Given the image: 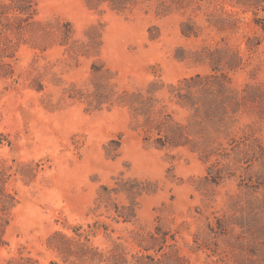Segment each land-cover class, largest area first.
Segmentation results:
<instances>
[{"label":"rangeland","instance_id":"374dc122","mask_svg":"<svg viewBox=\"0 0 264 264\" xmlns=\"http://www.w3.org/2000/svg\"><path fill=\"white\" fill-rule=\"evenodd\" d=\"M240 1L173 0L162 14L155 0L126 10L34 0L22 22L0 0V264H105L92 252L117 243L139 252L135 232L157 225L191 264H264V91L207 157L146 141L118 99L157 82L167 111L184 119L169 86L211 72L194 56L204 46L239 50L232 87L264 88V0ZM184 22L198 35H184ZM211 165L219 183L207 178ZM121 173L150 189L131 222L97 209L102 186Z\"/></svg>","mask_w":264,"mask_h":264},{"label":"trees","instance_id":"16d2710c","mask_svg":"<svg viewBox=\"0 0 264 264\" xmlns=\"http://www.w3.org/2000/svg\"><path fill=\"white\" fill-rule=\"evenodd\" d=\"M88 1L93 5L108 2L113 9L126 10L130 5L154 0ZM155 1L158 13L163 14V12L174 9L173 0ZM189 2L193 3L195 0H189ZM238 2L241 1L238 0ZM34 5V0H11L10 3H4L1 7L2 10H7L3 11V14L14 11L15 20L24 22L34 14ZM190 26L188 22L183 23V34L198 35ZM194 56L200 62H208L211 72L197 73L169 86L168 100L170 103L189 111V115L187 114L184 119L175 118V113L179 114L181 111L178 108L173 109L172 112L167 111L168 104L165 103V99L157 95L164 85L157 82L149 83L145 91L125 90L118 96V99L122 104L130 107L131 117L136 122V127L142 128L146 141H152L160 148L189 147L192 151L205 154L203 156L207 157L217 154L221 145H217L216 134L235 125L238 121L237 113L247 110L251 104L258 102L259 90L264 91V88L254 86L250 82H247L242 89L232 87V77L229 73L244 66V58L239 50L228 45L215 48L204 46ZM102 87L100 83L95 85L93 96L96 100H100L103 96ZM232 142L233 144L240 143L234 140ZM112 144L119 145V141L113 140ZM215 167V165L209 167L207 178L214 183H219L223 173L217 171ZM149 191L145 181L125 178L121 173V176L115 179L113 186H102V191L97 198V209H105L109 217L114 215L113 219L117 222H131L137 215L140 197ZM113 194H122L125 203L119 204L116 201L117 198H113ZM134 235L142 247L141 251L129 254L122 244L117 243L108 252H92L91 260L105 264H191L186 256L181 255L176 234L163 230L160 225L155 227L154 232L137 231Z\"/></svg>","mask_w":264,"mask_h":264}]
</instances>
